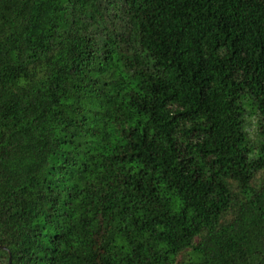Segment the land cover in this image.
Masks as SVG:
<instances>
[{"label":"trees","instance_id":"trees-1","mask_svg":"<svg viewBox=\"0 0 264 264\" xmlns=\"http://www.w3.org/2000/svg\"><path fill=\"white\" fill-rule=\"evenodd\" d=\"M10 260L264 264V0H0Z\"/></svg>","mask_w":264,"mask_h":264},{"label":"rangeland","instance_id":"rangeland-1","mask_svg":"<svg viewBox=\"0 0 264 264\" xmlns=\"http://www.w3.org/2000/svg\"><path fill=\"white\" fill-rule=\"evenodd\" d=\"M257 126L258 117L254 114L248 113L246 131L248 132L251 140H255L257 138Z\"/></svg>","mask_w":264,"mask_h":264},{"label":"water","instance_id":"water-1","mask_svg":"<svg viewBox=\"0 0 264 264\" xmlns=\"http://www.w3.org/2000/svg\"><path fill=\"white\" fill-rule=\"evenodd\" d=\"M9 264H11V260L9 261Z\"/></svg>","mask_w":264,"mask_h":264}]
</instances>
